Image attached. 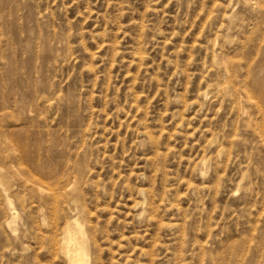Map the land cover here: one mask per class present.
Returning <instances> with one entry per match:
<instances>
[{"label":"rangeland","instance_id":"rangeland-1","mask_svg":"<svg viewBox=\"0 0 264 264\" xmlns=\"http://www.w3.org/2000/svg\"><path fill=\"white\" fill-rule=\"evenodd\" d=\"M75 216L73 264H264V0H0V264Z\"/></svg>","mask_w":264,"mask_h":264},{"label":"bare ground","instance_id":"bare-ground-1","mask_svg":"<svg viewBox=\"0 0 264 264\" xmlns=\"http://www.w3.org/2000/svg\"><path fill=\"white\" fill-rule=\"evenodd\" d=\"M23 152V151H22ZM75 233L66 239V249L62 252L63 256L70 263H75L80 256L85 255V248L83 242H85L84 227L82 219L79 216H75L72 221Z\"/></svg>","mask_w":264,"mask_h":264}]
</instances>
